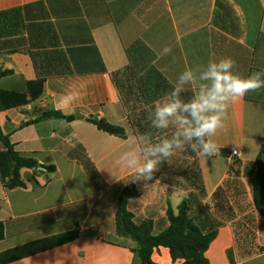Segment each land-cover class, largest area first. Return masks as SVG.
<instances>
[{
    "label": "crops",
    "instance_id": "crops-1",
    "mask_svg": "<svg viewBox=\"0 0 264 264\" xmlns=\"http://www.w3.org/2000/svg\"><path fill=\"white\" fill-rule=\"evenodd\" d=\"M137 42L172 87L185 69L224 57L247 76L264 70V0H0V73L8 72L0 77V128L21 156L56 167L22 169L25 186L10 189L14 163L0 140V253L80 228L74 242L7 264H137L135 242L116 230L119 196L132 183L140 192L129 204L137 223L152 219L158 234L169 226L168 204L177 212L188 200L201 229L217 232L210 264H264V216L252 188L264 145V88L230 104L226 129L212 138L220 155L194 158L197 180L159 170L146 184L133 182L118 158L155 130L137 119L142 133L134 131L115 75ZM49 111L74 119H41ZM91 117L124 127L126 137L99 130ZM152 260L179 263L163 247Z\"/></svg>",
    "mask_w": 264,
    "mask_h": 264
},
{
    "label": "trees",
    "instance_id": "trees-1",
    "mask_svg": "<svg viewBox=\"0 0 264 264\" xmlns=\"http://www.w3.org/2000/svg\"><path fill=\"white\" fill-rule=\"evenodd\" d=\"M129 65L123 72L115 75L117 86L125 100L123 88L125 84L121 79L127 77L130 89H135L142 101L148 105H154L172 90V86L165 77L155 67V55L143 43L137 42L128 48ZM8 72H1L0 77ZM148 114V113H147ZM147 116V115H146ZM63 118L72 121L74 116H65L62 112L49 111L44 113L41 119ZM145 119V129H150ZM99 130L110 135L121 138L126 137V129L120 125L113 124L106 119L97 117L88 118ZM0 140L4 143L6 151L3 153L13 163V175L7 182V187H24L21 180L20 171L22 169H38L53 173L56 167L53 165H40L31 157H24L17 153L11 144L8 136H5L0 128ZM264 145L262 146L258 163L259 171L252 182L254 205L258 212L264 216ZM140 197L137 186L132 183L125 186L118 199V209L116 213V230L121 237L129 238L136 244L134 249L137 264H156L152 260L155 249L161 247L170 251L174 263L177 264H210L206 257L211 243L217 236L216 231L204 232L190 214V203L183 200L177 212L171 203L168 204L167 218L169 226L162 232L154 233V222L147 218L137 223L134 214L129 209V204L134 199ZM80 236V228L76 227L72 231L36 240L0 253V264H7L18 261L35 254L65 245L76 241ZM4 238V226L0 223V241Z\"/></svg>",
    "mask_w": 264,
    "mask_h": 264
},
{
    "label": "clouds",
    "instance_id": "clouds-1",
    "mask_svg": "<svg viewBox=\"0 0 264 264\" xmlns=\"http://www.w3.org/2000/svg\"><path fill=\"white\" fill-rule=\"evenodd\" d=\"M163 53L170 55L172 48L164 47ZM235 68L236 61L224 57L187 68L178 76L172 90L146 116L155 132L142 134L136 141L138 150L130 148L118 158V164L133 172V182L152 181L161 164L186 148L207 158L220 155L221 147L212 138L226 129L230 104L264 88V70L242 76ZM193 85L196 93L185 100L181 94Z\"/></svg>",
    "mask_w": 264,
    "mask_h": 264
},
{
    "label": "rangeland",
    "instance_id": "rangeland-1",
    "mask_svg": "<svg viewBox=\"0 0 264 264\" xmlns=\"http://www.w3.org/2000/svg\"><path fill=\"white\" fill-rule=\"evenodd\" d=\"M127 77L122 76L121 79L125 84L123 88L125 96V106L129 118V122L132 125L135 132H141L138 126V120L144 121L143 116H146L145 112L152 110L153 106L146 105L139 94L134 89H130ZM165 97V96H164ZM162 99V98H161ZM160 99V100H161ZM138 119V120H137ZM142 123V122H141ZM197 156L196 153H193L190 148H186L184 151H178L173 157H171L170 162H165L159 166V170L162 173H167L174 175L176 177H183L184 174L191 173L194 181L197 180L196 172H198L197 161L194 159ZM178 185V184H176Z\"/></svg>",
    "mask_w": 264,
    "mask_h": 264
},
{
    "label": "built area",
    "instance_id": "built-area-1",
    "mask_svg": "<svg viewBox=\"0 0 264 264\" xmlns=\"http://www.w3.org/2000/svg\"><path fill=\"white\" fill-rule=\"evenodd\" d=\"M232 156H239L238 150H232Z\"/></svg>",
    "mask_w": 264,
    "mask_h": 264
},
{
    "label": "water",
    "instance_id": "water-1",
    "mask_svg": "<svg viewBox=\"0 0 264 264\" xmlns=\"http://www.w3.org/2000/svg\"><path fill=\"white\" fill-rule=\"evenodd\" d=\"M77 116V118L79 117L78 115H76ZM263 158H264V156H263ZM263 172H264V167H263Z\"/></svg>",
    "mask_w": 264,
    "mask_h": 264
}]
</instances>
